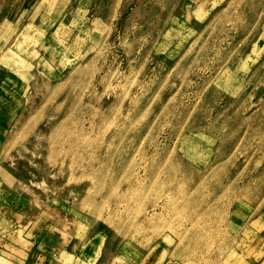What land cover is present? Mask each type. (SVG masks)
<instances>
[{
	"label": "rangeland",
	"instance_id": "obj_1",
	"mask_svg": "<svg viewBox=\"0 0 264 264\" xmlns=\"http://www.w3.org/2000/svg\"><path fill=\"white\" fill-rule=\"evenodd\" d=\"M0 264H264V0H0Z\"/></svg>",
	"mask_w": 264,
	"mask_h": 264
}]
</instances>
